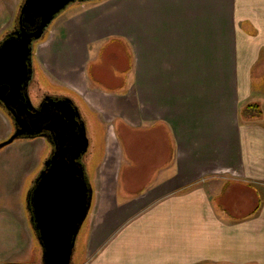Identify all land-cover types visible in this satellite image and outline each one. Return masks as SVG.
Returning a JSON list of instances; mask_svg holds the SVG:
<instances>
[{
	"label": "crops",
	"instance_id": "crops-1",
	"mask_svg": "<svg viewBox=\"0 0 264 264\" xmlns=\"http://www.w3.org/2000/svg\"><path fill=\"white\" fill-rule=\"evenodd\" d=\"M35 44L106 132L88 264H264V0L84 1ZM107 44L113 88L91 72Z\"/></svg>",
	"mask_w": 264,
	"mask_h": 264
},
{
	"label": "water",
	"instance_id": "water-1",
	"mask_svg": "<svg viewBox=\"0 0 264 264\" xmlns=\"http://www.w3.org/2000/svg\"><path fill=\"white\" fill-rule=\"evenodd\" d=\"M78 1L86 0H24L16 27L0 41V106L14 124L0 149L19 138L44 137L51 144L26 200L44 264H71L94 196L83 160L90 140L78 104L70 96L46 95L37 106L29 92L35 42Z\"/></svg>",
	"mask_w": 264,
	"mask_h": 264
},
{
	"label": "rangeland",
	"instance_id": "rangeland-1",
	"mask_svg": "<svg viewBox=\"0 0 264 264\" xmlns=\"http://www.w3.org/2000/svg\"><path fill=\"white\" fill-rule=\"evenodd\" d=\"M23 1L24 0H0V41L8 32L16 27ZM80 3L83 2L78 1L70 4L67 8ZM36 45L37 44H34L33 49L35 71L29 87V92L33 101L38 103L45 95L70 94V89L65 86V83L48 70L43 62L39 61L38 56L34 54V52L38 53L35 50ZM114 45L118 46V44H107L106 48L102 47L99 50L102 51L101 57L105 60L101 67L98 65L91 66V72L97 73L95 75L99 77L102 85L111 88L114 86L110 82L109 77L113 76L117 69H119L121 74L124 71L120 70L122 66L118 65V62L115 61L112 56L113 52L116 50L112 49L115 47ZM120 51L123 52L122 47ZM100 62L102 63V60ZM261 73L262 71H260L257 77H260ZM73 96L80 106L87 126V135L90 140V145L88 151L83 156V160L86 164L90 182L93 187H95L98 177L97 168L102 159L106 132H104V128L99 123L97 114L93 112L81 98L76 95ZM256 97L257 96H255L254 99H256ZM254 101L260 104L263 102L260 100ZM256 113L260 115V112H255V114ZM261 117H264V113ZM13 132V120L0 106V142L9 138ZM138 146L139 145L136 147ZM130 148L133 149L131 145ZM50 151L51 144L44 137L19 138L0 149V235L2 233L3 237H5L7 233L8 236V252L0 256V264H33L37 261H41V245L31 225L26 200L28 191L43 168L44 162ZM148 158L149 156H147V159ZM151 167H153V165L145 160L144 150L142 151L139 148L138 164L133 168L124 170V173L132 171L131 173H134L133 175L136 177L133 180L135 183L129 189H133L144 183L148 174L147 171H150ZM124 173L122 172V175ZM124 181L127 184L130 183L128 181V175L124 177ZM89 214L90 215H88L78 233L72 264H88V261L93 258V255L91 257L89 255L91 248L90 246L88 247L89 243H87V239L89 240L90 238H88V234H91V230H89L90 218L93 217L90 212ZM1 228L3 231H1ZM140 250H142V248ZM119 257L120 254H117L112 264H116L118 262L117 258ZM129 257L136 258L135 256H127L126 259ZM139 259H143L144 262L146 260L145 257Z\"/></svg>",
	"mask_w": 264,
	"mask_h": 264
},
{
	"label": "trees",
	"instance_id": "trees-1",
	"mask_svg": "<svg viewBox=\"0 0 264 264\" xmlns=\"http://www.w3.org/2000/svg\"><path fill=\"white\" fill-rule=\"evenodd\" d=\"M255 105L256 104L247 105V107L245 109H243V112L242 113L244 115H249V113L261 112V110L258 109L260 107L258 105H256L258 107L257 110L251 109V108L255 107Z\"/></svg>",
	"mask_w": 264,
	"mask_h": 264
},
{
	"label": "flooded vegetation",
	"instance_id": "flooded-vegetation-1",
	"mask_svg": "<svg viewBox=\"0 0 264 264\" xmlns=\"http://www.w3.org/2000/svg\"><path fill=\"white\" fill-rule=\"evenodd\" d=\"M46 96V95H45ZM42 101V100H41ZM39 103L40 102H38V103H36L35 102V104L38 106L39 105ZM27 210H28V208H27ZM28 212H29V210H28ZM29 215H30V212H29ZM29 218H30V216H29ZM41 251H42V248H41ZM41 254H42V252H41ZM73 257V256H72ZM33 264H44L43 263V259H42V257H41V261H37V262H35V263H33ZM71 264H72V262H71Z\"/></svg>",
	"mask_w": 264,
	"mask_h": 264
}]
</instances>
